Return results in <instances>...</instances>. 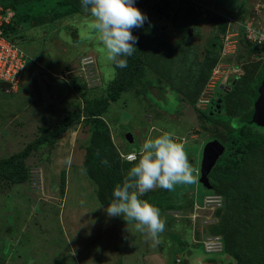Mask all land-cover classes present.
I'll return each mask as SVG.
<instances>
[{
    "label": "rangeland",
    "instance_id": "374dc122",
    "mask_svg": "<svg viewBox=\"0 0 264 264\" xmlns=\"http://www.w3.org/2000/svg\"><path fill=\"white\" fill-rule=\"evenodd\" d=\"M69 1L76 2L74 12L51 22L54 7L65 2L51 0L54 9L42 8L30 23L33 28L25 31L27 41L15 39L31 58L14 88L0 90V161L35 140L41 128L60 123L67 112H84L114 76L115 66L90 28L91 15L80 0ZM167 1L134 0L147 17L143 27L131 30L145 65L100 117L105 129L81 114L76 125L32 149L24 161V182L0 178V254L15 255L12 263L197 264L211 257L216 261L210 264H235L230 252L237 250L242 264H264V145L244 153L236 180L211 184L207 193L198 181L207 140H217L225 154L235 128L249 123L263 68L264 45L253 43L243 50L245 42L233 37L234 52L227 57L243 54L229 62L216 54L217 43L222 44L226 31L242 25L264 30V0H241L232 12L209 0H170L167 16L161 17L155 10ZM221 24L226 28H218ZM134 58L127 65L134 66ZM217 100L219 112L211 117L209 107ZM250 122L263 132L252 117ZM155 125L185 144L197 182L178 185L175 191L156 188L141 197L150 198L166 220L161 243L154 247L136 231L134 221L109 217L104 209L132 166L118 154L139 153L150 137L148 129L155 132L151 137L158 136ZM126 133L131 144L124 140ZM87 154L94 161L88 158L86 170ZM68 157L70 164H65Z\"/></svg>",
    "mask_w": 264,
    "mask_h": 264
},
{
    "label": "clouds",
    "instance_id": "9594fccd",
    "mask_svg": "<svg viewBox=\"0 0 264 264\" xmlns=\"http://www.w3.org/2000/svg\"><path fill=\"white\" fill-rule=\"evenodd\" d=\"M80 3L82 10L92 17L90 28L103 44L107 61L118 68L126 67V57L137 51V37L131 30L143 27L146 15L134 6V0H80ZM26 56L30 61L29 55ZM184 147L174 133L163 132L147 138L139 153H119L123 161L120 155L134 154L125 161L132 166L122 183L115 185L114 199L104 210L109 217L120 216L127 223L134 221L136 231L147 235L154 247L161 243L166 220L161 218L158 207L141 197L156 188L175 191L178 185L197 182L196 169L189 163ZM64 163L70 164V157ZM101 163L109 164L107 159Z\"/></svg>",
    "mask_w": 264,
    "mask_h": 264
},
{
    "label": "trees",
    "instance_id": "16d2710c",
    "mask_svg": "<svg viewBox=\"0 0 264 264\" xmlns=\"http://www.w3.org/2000/svg\"><path fill=\"white\" fill-rule=\"evenodd\" d=\"M140 1H145V0H140ZM169 1H167V3L165 4V6H163V8L155 10V12L158 13V15H160L161 17L167 16V11L170 8ZM0 6L4 10L5 9L9 10V14H10L9 21L7 24H3L2 31L4 33V36L9 41H12V42H15L16 40L27 41L24 33L25 31L33 28L30 26V23L35 20V17L37 18V16L40 13H42L41 12L42 8H44L42 10L44 12H45V9L48 7L49 9L53 8L51 0H50V4L48 3V6L45 5V0H35V1L28 0V1H23V2H19L17 0H8L7 5L2 0H0ZM54 8L53 9L55 10V16L53 17L54 20H52L51 22L60 20L59 18L70 13V10H73L71 12H74L77 8V5H76V2L74 1L65 0V2L57 4ZM220 27H225V26L221 24L218 26V28ZM34 28H37V27H34ZM59 29H62V27L60 28L56 27L55 30H59ZM224 30L225 29L223 28L220 31L221 36H223ZM72 36L77 38L75 34H72ZM239 38H240L239 40L242 39L243 42H245V43H242V40L240 41V43H242L241 47L243 50L250 48L249 45L255 46L253 43H250L244 40L243 35H240ZM214 40L217 41L218 39L214 38ZM135 47L137 51L132 56L126 57L127 61L135 57L133 59L135 63L134 66H132L131 64H128L124 68L115 67L114 76L104 86L103 94L96 97L92 101V104L89 108H87L84 112H81L80 110H76L73 112H67L63 120L60 123L52 126L50 129L41 128L40 129L41 133L35 140L27 144L20 152L13 154L4 160H1L0 161V178L8 180L11 184H20L24 182L26 179V170H25L24 161L26 160L27 156L32 151V149H35V147L39 146L42 142L51 141L56 136H58L60 133H63L67 128L76 125L79 122V118L81 114L85 116L88 120H90L91 122H94L97 128L105 129V125L101 121L100 117L106 113L109 107V104L116 102L118 95L124 92L126 84L128 83L127 80L134 77L135 73H137L138 70L140 68L142 69L145 65V60L143 59V53L141 50H139L140 48L137 42L135 44ZM241 47H240V50H241ZM221 48H222V44L218 42L217 49H219L218 50L219 52L218 51L216 52V54L218 53V56H219V53L221 52ZM242 54L243 53H241V51H236L235 54H233L232 56L225 57V58H227L226 60L229 62H230V59L239 60L240 55ZM262 63H263V68L261 70V73H259L257 83L253 91L254 93L253 101L254 102L258 96L261 80L264 76V54L262 56ZM231 64L232 66L233 65L237 66V64L233 62ZM234 84L235 83H233V85ZM214 107H215L214 104L210 105L209 107V114L211 115V117H213L216 113L219 112V109L217 112V110H214ZM252 115H253V109L250 110V112L248 113L247 118H248L249 123L239 124V126L235 128L234 133L232 134L231 142L225 145L226 153L223 154L224 152V149H223L222 154L218 157L216 163L214 164L209 174L207 175V179L210 185L220 180L223 182L236 180V178L239 176L242 170V160H243V156L245 155L244 153L251 151L254 147H257L259 145H264V128L261 129V131L263 132H260L259 131L260 129L257 128L258 129L257 130L256 127L251 124L250 118L252 117ZM88 158H90L91 161L92 160L94 161L92 154H87L85 156V167L84 168L86 170L88 169V164H87ZM120 160L122 159L120 158ZM87 174L89 175V173ZM89 177H92V175L90 174ZM204 192L207 193L208 191H205L204 189ZM155 195H158V194H155ZM149 199L147 200L148 202H149ZM179 246L181 247L186 246V243H184L183 241H179ZM199 247H201L200 244H199ZM200 251L203 252L202 247L200 248ZM230 254L232 258L234 259L235 264H242V261L240 260V256L237 250H232ZM209 255H215V254H209ZM211 261L214 262L216 261V259L211 258V257L210 258L205 257L197 264H210ZM177 263H179V260H177Z\"/></svg>",
    "mask_w": 264,
    "mask_h": 264
},
{
    "label": "built area",
    "instance_id": "2783aa9c",
    "mask_svg": "<svg viewBox=\"0 0 264 264\" xmlns=\"http://www.w3.org/2000/svg\"><path fill=\"white\" fill-rule=\"evenodd\" d=\"M147 1V0H146ZM9 11L7 9H3L0 6V82L6 83L9 85V90L14 88L16 85L20 75L22 74L25 63L28 59L26 54L20 49L18 44L15 42L9 41L2 31L3 24H7L9 21ZM242 31L244 39L246 41L255 43L256 45H264V30L256 31L254 27L249 25H242L238 27L236 30L226 31V35L222 41V49L220 52L221 58H225L228 55L232 54L231 46L236 43V40L233 37H238V31ZM232 32V34H229ZM222 61V60H221ZM227 66L224 68L226 69ZM218 69L215 67V70L212 72L213 74L217 73ZM134 154L120 155L123 157L125 161H127V157ZM219 241V240H218ZM212 244V242H209ZM219 249V242H217ZM213 245V244H212ZM215 246H217L215 244ZM210 252V251H207ZM177 261V260H176Z\"/></svg>",
    "mask_w": 264,
    "mask_h": 264
},
{
    "label": "water",
    "instance_id": "95a60500",
    "mask_svg": "<svg viewBox=\"0 0 264 264\" xmlns=\"http://www.w3.org/2000/svg\"><path fill=\"white\" fill-rule=\"evenodd\" d=\"M238 1L239 0H209V2L219 6L220 9L226 10L228 12H232L237 8ZM187 34L190 35V30L187 32ZM8 88V84L0 82L1 91H5ZM217 103H219L218 100L215 104L214 110H217L218 112L219 105ZM252 119V123H254L256 126L264 128V76L261 80L258 96L254 102ZM124 140L128 144L133 142L132 136L129 133L124 135ZM223 149V146L217 140L208 139L205 143L201 154L200 169L198 172V181L203 186L205 191H208L210 187L207 175L216 163L218 157L222 154Z\"/></svg>",
    "mask_w": 264,
    "mask_h": 264
},
{
    "label": "crops",
    "instance_id": "0c3cea01",
    "mask_svg": "<svg viewBox=\"0 0 264 264\" xmlns=\"http://www.w3.org/2000/svg\"><path fill=\"white\" fill-rule=\"evenodd\" d=\"M207 1V0H206ZM241 0H239L238 1V3L240 2ZM238 6V5H237ZM25 34V33H24ZM20 41V40H19ZM31 58V57H30ZM155 130L154 131H156L157 130V134L158 135H160V134H162L163 132H165L164 131V128L163 127H158V126H154L153 127ZM148 131V134H149V136L151 137V133H155V132H151V129L149 130H147ZM201 144H203V142L202 143H200L199 144V148H200V146H201ZM15 238L16 237H13L12 238V240H11V242L13 241V240H15ZM14 252V251H13ZM12 252V253H13ZM118 254V253H117ZM12 255V256H11ZM16 258V256L15 255H13V254H11L10 252H8L6 255H4V254H0V264H5L6 262H5V258L7 259V263L6 264H10V263H12V258ZM12 264H15V263H12Z\"/></svg>",
    "mask_w": 264,
    "mask_h": 264
},
{
    "label": "flooded vegetation",
    "instance_id": "af4514ba",
    "mask_svg": "<svg viewBox=\"0 0 264 264\" xmlns=\"http://www.w3.org/2000/svg\"><path fill=\"white\" fill-rule=\"evenodd\" d=\"M233 83H234V82H232V84H233ZM223 90H225V92H226V91H228V90H229V88H227V87H224V88H223Z\"/></svg>",
    "mask_w": 264,
    "mask_h": 264
}]
</instances>
